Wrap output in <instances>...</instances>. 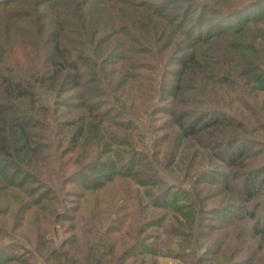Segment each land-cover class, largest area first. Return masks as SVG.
Returning <instances> with one entry per match:
<instances>
[{"label": "trees", "instance_id": "obj_1", "mask_svg": "<svg viewBox=\"0 0 264 264\" xmlns=\"http://www.w3.org/2000/svg\"><path fill=\"white\" fill-rule=\"evenodd\" d=\"M57 1L47 23L26 22L45 30L39 62L0 58V264L53 256L61 221L82 220L94 239L74 243L92 259L95 246L114 264L156 255L145 228L170 213L197 230L206 181L226 192L213 217L251 220L254 240L232 234L211 262L251 264L264 247V0Z\"/></svg>", "mask_w": 264, "mask_h": 264}, {"label": "rangeland", "instance_id": "obj_2", "mask_svg": "<svg viewBox=\"0 0 264 264\" xmlns=\"http://www.w3.org/2000/svg\"><path fill=\"white\" fill-rule=\"evenodd\" d=\"M3 1L4 0H1V2ZM55 1H52V4L58 11L51 10L49 7L47 8L49 5L45 6L46 3L44 0H24L21 4L15 3L8 6V12L6 13L0 11V58L5 57L9 62L15 61L16 63L28 66L39 62L37 58L36 41L37 38L42 41L44 40L45 30L34 29L32 26L26 24V22L33 18H37L42 24L47 23L49 16L45 17L44 11H47L49 15L60 14V8H58ZM79 1L81 2V0ZM99 1L106 2L109 0ZM18 11L23 12L25 16L17 20L15 19V14ZM15 22H21V27H17ZM31 33H33L35 37H29ZM69 41L74 42L71 39H69ZM153 73L154 69H152V74ZM133 141L135 142L134 138ZM194 181V178H192L189 183L188 181H184V185L188 187ZM220 186L221 185L207 181L202 182L199 186V188H203L201 195V213L204 220L201 219L202 224L199 225L197 230H193L192 227H189L191 225L187 224L188 221H185L184 216L180 215L178 219H175L174 214L168 213L165 224L162 223L159 228H145L142 233L143 236H147L146 239L148 240V244L157 250L156 255L150 253L146 254V251L138 252L136 256L126 258L124 260L125 264H149L151 258L152 264H215L212 263L211 260L216 252L221 249V245L228 248L232 234L234 235V233L246 237L248 234L246 232H249L251 223L249 219L231 223L225 222L223 219L219 220L217 216L213 217L211 214L212 208L220 207L225 203L223 198L226 192H224ZM110 192L111 191H109V195L111 194ZM106 195H108L107 192L104 196ZM132 215H134V212L129 211V216ZM126 220H128V218H126ZM76 224L77 229L69 227L67 223L63 221L58 225L60 237H57V239L53 238L52 245L58 248L53 256H49V258L46 259L44 256L32 252L27 258L32 259L34 264L40 262V257H42L44 264H59V261L61 264H73V262L61 259L58 253L67 252L70 255L75 254L79 258L80 261H77L76 264H89L88 262L90 261H92V264H114L116 260H111L112 255L107 253L108 251H102L103 246H95L96 251L92 259V257L90 258V254H88L89 249L86 241L80 239L78 242L74 243V238L78 236L88 237L91 235L92 240L94 239V235L90 233L86 227L81 226L82 220L76 222ZM245 224H247V226ZM236 225H240V228L233 229ZM63 227H67L68 229H63ZM138 227L139 226L136 228ZM99 230H104V227ZM124 230L123 228L122 232ZM246 239L251 242L254 241L251 236L246 237ZM67 242L71 243L67 244ZM209 242H212V244L209 248L204 250L205 244ZM125 247L126 246H124V248ZM227 248L225 250H227ZM253 250H256V248L252 247L250 252ZM120 251L121 249L119 248V252ZM23 256H25V253L21 258ZM85 258H87V260H85ZM251 264H264V247L261 253L256 254Z\"/></svg>", "mask_w": 264, "mask_h": 264}]
</instances>
